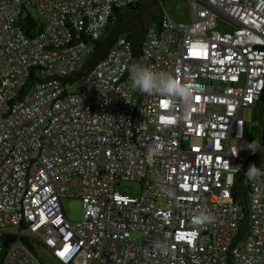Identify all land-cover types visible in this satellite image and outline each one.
<instances>
[{
	"label": "built area",
	"instance_id": "built-area-1",
	"mask_svg": "<svg viewBox=\"0 0 264 264\" xmlns=\"http://www.w3.org/2000/svg\"><path fill=\"white\" fill-rule=\"evenodd\" d=\"M138 1L0 0V264H41L33 244L59 264H264V175H245L264 172V148L249 163L243 116L264 90V0H189V24L164 10L146 29L144 65L192 86L190 104L132 87L122 35L63 83L113 11ZM125 181L140 194L117 191ZM63 197L81 200L80 219ZM204 211L212 222L193 224Z\"/></svg>",
	"mask_w": 264,
	"mask_h": 264
},
{
	"label": "trees",
	"instance_id": "trees-1",
	"mask_svg": "<svg viewBox=\"0 0 264 264\" xmlns=\"http://www.w3.org/2000/svg\"><path fill=\"white\" fill-rule=\"evenodd\" d=\"M149 0H140L136 3L127 5L123 7L122 9H115L111 15V17L108 20V23L105 28V33L104 36L98 40L93 41L94 47L93 51L90 55V57L86 60L84 66H87L94 58L98 55V53L102 50L103 45L106 41L107 38L111 37L117 28L120 27V31L117 36L122 35L127 37L132 44V53H133V60L132 63H140V64H145V60L143 59L142 53H141V44L144 39L145 31L146 29L152 25L156 24L158 25L161 21L162 13L165 10L164 6L161 5L160 0L155 1V13H152L148 19L145 20V24L143 27L140 26H133L131 24V20L136 18V11H138L140 8H142L145 4L148 3ZM155 20V21H151ZM21 25L24 28V31L27 35H35L40 31L39 26L37 25V21L33 19L32 17H26L23 18L21 21ZM107 50V49H106ZM105 50V52H106ZM145 66V65H144ZM256 110V107L254 108ZM261 115L263 118V112L261 111ZM250 140V145L249 147H255L257 150L253 151L252 149L249 148L251 152V157L257 154V152L261 148V144L259 141V128H258V123H257V117H256V112L254 111L253 113V125L251 129V133L249 136ZM236 190H237V196L241 197L242 191H241V186L239 184V181L236 182L235 184ZM236 196V197H237Z\"/></svg>",
	"mask_w": 264,
	"mask_h": 264
},
{
	"label": "rangeland",
	"instance_id": "rangeland-1",
	"mask_svg": "<svg viewBox=\"0 0 264 264\" xmlns=\"http://www.w3.org/2000/svg\"><path fill=\"white\" fill-rule=\"evenodd\" d=\"M153 0H149L147 4H149ZM161 5L164 6V9L167 11L169 16H171L175 21L182 22L185 24H189L192 20V6L189 0H160ZM146 5V4H145ZM30 15L35 18L39 19V15L37 12L27 6ZM155 21V20H151ZM219 30L220 27H219ZM75 83L67 84V89L69 91H73L75 88ZM255 109L252 107H246L243 112L244 119L246 121V138L250 136L252 125H253V113ZM238 152L240 154H247L248 150L247 147L241 143L237 146ZM117 191L122 194L129 195V196H137L141 192V186L138 182L134 181H125L120 183L116 187ZM62 206L66 213V216L71 220H77L82 217V202L78 198H69L63 197L61 199ZM159 205H162V201H158ZM15 246H25L19 239L14 242ZM35 249V254L31 252L33 256L39 261L41 264H59V262L42 246H37L33 244ZM83 260V256L78 254L72 261V264H81ZM90 264H102L97 260L92 261Z\"/></svg>",
	"mask_w": 264,
	"mask_h": 264
},
{
	"label": "clouds",
	"instance_id": "clouds-1",
	"mask_svg": "<svg viewBox=\"0 0 264 264\" xmlns=\"http://www.w3.org/2000/svg\"><path fill=\"white\" fill-rule=\"evenodd\" d=\"M129 76L132 87L138 89L141 92L147 94L158 93L169 97L178 98L185 104H190L192 101L194 88L192 86L182 84L168 73L157 72L144 66L143 64L136 63L129 68ZM248 148L252 149L253 151L257 150L255 147L251 146ZM159 151V148L153 149L154 154L158 153ZM245 175L249 180L256 181L261 175H264V172H261L257 166L250 165L245 171ZM212 220V216L204 211L194 216L192 223L195 225H205L211 223Z\"/></svg>",
	"mask_w": 264,
	"mask_h": 264
},
{
	"label": "water",
	"instance_id": "water-1",
	"mask_svg": "<svg viewBox=\"0 0 264 264\" xmlns=\"http://www.w3.org/2000/svg\"><path fill=\"white\" fill-rule=\"evenodd\" d=\"M155 2V0L151 1L149 4H146L144 5L142 8H140L136 13L142 11L144 8L148 7L149 5L153 4ZM120 31V27L117 28V30L115 31V33L106 39L104 45H103V48L102 50L98 53V55L94 58V60H92L87 66H85L84 68H82L81 70H79L78 72H75L71 75H67V76H64V77H61L60 80L63 82V83H67L71 80H77L79 78H81L91 67L92 65L105 53V50L108 48L109 44L112 42V40L118 35ZM263 100H264V90L256 104V117H257V123H258V128H259V141H260V144H261V148L260 150L257 152V154H255L254 156L251 157V159L249 160V163H251L252 160H254L257 156H259L262 151H263V148H264V145H263V126H262V116H261V108H262V103H263ZM242 181V180H241ZM244 194L242 196V203L243 205L245 206L246 205V202H245V198H244ZM245 225H247V221L245 220L244 221ZM13 238H5L4 241H3V246L5 248V251L6 249L8 248V242L9 241H12ZM26 247L29 249V250H32V248L30 247L29 243L26 241V240H23Z\"/></svg>",
	"mask_w": 264,
	"mask_h": 264
},
{
	"label": "flooded vegetation",
	"instance_id": "flooded-vegetation-1",
	"mask_svg": "<svg viewBox=\"0 0 264 264\" xmlns=\"http://www.w3.org/2000/svg\"><path fill=\"white\" fill-rule=\"evenodd\" d=\"M137 12V11H136ZM135 12V13H136ZM155 2L151 5H149L148 7L144 8L142 11L136 13V18L131 20V24L133 26H140L143 27L145 24V20L148 19V17L152 14L155 13ZM254 108V107H252Z\"/></svg>",
	"mask_w": 264,
	"mask_h": 264
}]
</instances>
